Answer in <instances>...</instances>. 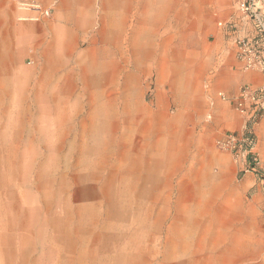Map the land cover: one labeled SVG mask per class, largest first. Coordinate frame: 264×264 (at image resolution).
I'll return each instance as SVG.
<instances>
[{
  "label": "rangeland",
  "instance_id": "1",
  "mask_svg": "<svg viewBox=\"0 0 264 264\" xmlns=\"http://www.w3.org/2000/svg\"><path fill=\"white\" fill-rule=\"evenodd\" d=\"M132 1L127 22L154 30L159 56L166 0ZM62 5L0 0V263L241 264L226 238L240 174L198 106L176 98L185 83L170 86L159 57L128 79L99 23L74 36Z\"/></svg>",
  "mask_w": 264,
  "mask_h": 264
},
{
  "label": "crops",
  "instance_id": "2",
  "mask_svg": "<svg viewBox=\"0 0 264 264\" xmlns=\"http://www.w3.org/2000/svg\"><path fill=\"white\" fill-rule=\"evenodd\" d=\"M238 1L166 0V50L159 56L155 52L154 30L127 22L132 0H99V9L98 0H60L63 7H59L58 14L71 25L68 31L74 36L92 31L99 23L100 41H111L112 52L120 58L119 72L130 64L131 77L137 74V81L138 73L146 72L159 57V70L163 73L167 66L170 86L178 88L180 82L185 83V93H176V98L181 103L197 105L202 132L219 139L228 133L242 136L246 117L234 109L233 99L242 85L259 87L264 81L261 68L244 69L236 56V38L254 41L264 52V32L239 11ZM256 9L264 14V0H259ZM184 63H194L199 78L182 73ZM136 90L140 93V89ZM252 131L255 141L250 150L239 152L235 158L232 153L226 156V168L235 177L240 174L229 182L232 192L227 194L226 212L231 224L226 238L228 249L233 250L230 254L241 264H253L252 260L264 264V193L261 179L254 173V167L264 169V111ZM253 155L256 163L251 160Z\"/></svg>",
  "mask_w": 264,
  "mask_h": 264
},
{
  "label": "built area",
  "instance_id": "3",
  "mask_svg": "<svg viewBox=\"0 0 264 264\" xmlns=\"http://www.w3.org/2000/svg\"><path fill=\"white\" fill-rule=\"evenodd\" d=\"M259 0H239V11L252 19L257 30L264 32V14L256 9ZM236 56L241 61L244 69L261 68L264 71V52L257 43L244 38H236L234 41ZM234 109L246 117V126L242 136L228 133L217 139V146L234 154V158L243 150H250L255 138L252 125L264 111V81L259 87L242 85L238 94L233 99ZM253 163L257 162L256 156H252ZM254 167V165H251ZM255 168V167H254Z\"/></svg>",
  "mask_w": 264,
  "mask_h": 264
},
{
  "label": "bare ground",
  "instance_id": "4",
  "mask_svg": "<svg viewBox=\"0 0 264 264\" xmlns=\"http://www.w3.org/2000/svg\"><path fill=\"white\" fill-rule=\"evenodd\" d=\"M78 2H81V1H78ZM78 4V3H77ZM86 15V14H85ZM87 16V15H86ZM85 18V17H84ZM91 19V18H90ZM90 22V21H89ZM77 28V27H76ZM77 30V29H76ZM84 30V29H83ZM79 31V30H78ZM82 31V30H81ZM115 31V30H114ZM108 33V32H107ZM111 34V33H110ZM113 36V35H112ZM108 37V36H107ZM105 38V37H104ZM112 38V37H111ZM106 39V38H105ZM113 39V38H112ZM107 40V39H106ZM111 42V41H110ZM106 63V62H105ZM92 64V65H91ZM90 64V66L87 68V72H88V77L91 81H93V83L97 82L98 81V73H99V62L94 61ZM97 74V76H96ZM133 77L131 76H128V79H132ZM103 80V79H102ZM14 82V81H13ZM22 83V82H21ZM118 100V99H117ZM105 104V103H104ZM102 109V108H101ZM114 180V179H113ZM112 182V181H111ZM114 186V185H113ZM115 189V188H114ZM72 225V224H71ZM22 231V230H21ZM37 239V238H36ZM35 239V240H36ZM19 243H22V240L19 239L18 240ZM36 244V243H35ZM17 248V247H16ZM1 249V248H0ZM19 250V249H18ZM34 250V249H33ZM6 253V252H5ZM10 252H7L6 254H4V256L6 257H11L12 255H9ZM31 254V253H30ZM24 256V250L22 249L21 250V257L20 258H23ZM40 256V255H39ZM42 257V256H40ZM14 258V257H13ZM37 259V258H36ZM34 260V259H33ZM42 260V259H41ZM8 262V260H6ZM2 262V261H1ZM41 262V261H40ZM51 262V261H50ZM31 263V262H30ZM1 264V263H0ZM8 264V263H7ZM35 264V263H34ZM41 264V263H40Z\"/></svg>",
  "mask_w": 264,
  "mask_h": 264
}]
</instances>
